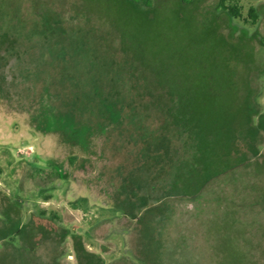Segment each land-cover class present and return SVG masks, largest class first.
Segmentation results:
<instances>
[{"label": "rangeland", "instance_id": "rangeland-1", "mask_svg": "<svg viewBox=\"0 0 264 264\" xmlns=\"http://www.w3.org/2000/svg\"><path fill=\"white\" fill-rule=\"evenodd\" d=\"M18 1L20 9H14L22 10L23 16L35 15L42 22L53 23L59 35L66 28V37H59L67 44L58 55L47 56V68L40 61L33 62L30 66L35 71L41 67L35 76L22 73L25 54L8 49L12 71L20 83L16 87L38 98L43 93L44 101L51 105L40 104L37 112L45 116L48 125L53 124L50 133L42 134L28 124L23 113L3 112L1 105L11 101L3 97L4 77L0 72V149L6 150L10 161L44 165L56 151V138L79 136L80 130L87 135L106 126L111 162L105 173L118 180L128 174L131 164L141 158L142 139L152 137L157 127L150 125L149 117L143 124L136 119L123 127L98 121L90 110L75 116L62 111L54 100L55 87L62 92L60 104L64 108L71 102L83 106L85 97L70 92L73 83L64 66L50 67L57 64L54 59L65 62L68 56L74 69L86 67L87 72L80 69L76 74L83 73L87 85H101L99 91L108 88L104 95L116 98L110 86L117 84L116 88L123 90L124 85L115 77L105 76L104 65L111 61L112 53L119 52L129 58L130 65L155 77L151 83L154 87L160 85L175 93V98L165 99L164 104L177 111L176 121L195 119L203 126L204 132L191 133L195 140L205 132L213 134L210 147L193 148L188 173L181 177L185 196H172L161 189L154 199L143 201L138 211L143 226L138 233L140 238L149 233V255H161L165 264H264V9L255 23L247 16L250 5L258 6L264 0H227V4L240 6L238 18L228 16L218 0ZM0 8L12 9L6 0ZM51 36H46L49 42ZM6 40L7 33L0 29V49ZM29 40L20 38L26 52L32 47L29 45H36ZM50 78L53 85L47 82ZM110 102L117 104L120 99ZM187 110L188 115L183 116ZM185 125L178 123L179 131L185 132ZM228 135L234 140H228ZM246 135L250 141L245 140ZM223 141L234 155L221 158L222 152L228 151ZM86 170H79V174L85 176L89 168ZM12 179L14 175L9 179L7 173L0 172V264H95L97 252L107 262L121 256L136 260V252L146 257L122 235L120 228L132 221L108 219L122 207L108 206L114 202L105 194L69 178V185L59 182L40 196L31 191L27 200L15 197ZM194 189L200 192L192 194ZM44 195L50 197L44 200ZM83 196H89L90 203L78 207L69 203L73 199L83 203ZM43 208L60 217L64 233L48 218L35 215ZM159 208L160 216L153 212L156 216L152 218L151 211Z\"/></svg>", "mask_w": 264, "mask_h": 264}, {"label": "trees", "instance_id": "trees-1", "mask_svg": "<svg viewBox=\"0 0 264 264\" xmlns=\"http://www.w3.org/2000/svg\"><path fill=\"white\" fill-rule=\"evenodd\" d=\"M3 1L4 0H0V4H2ZM6 1L8 7L11 6L12 9L9 8L8 10H3L0 8L4 11L1 12L0 10V29L5 30L7 33V40L0 49V72L4 77L2 92L5 96L3 97H7V99L11 101L9 104L6 103L8 107L25 112L28 124L33 129L42 134H48L53 130V124L48 125L45 116H42L37 112V107H40V104L44 107V104H46L47 101H44L45 98L43 97V93L40 94L38 98L37 94L32 95V93L26 91V89L16 87V85L20 83L16 74L12 71L8 49L9 47H13L17 53L25 54V57L21 60L23 65L22 73L25 76H35L37 71H41V67L35 71L30 65L35 61H40L44 68L46 67L45 61L49 54L58 55V52L63 48L64 43L67 44L64 39L62 41L59 37L60 35L66 37V28L62 30V33L59 35V31H55L53 23L47 21L42 22L35 15L30 16L29 14H26L23 16L22 10L14 9V7H18L17 4L21 5V2L18 0ZM226 2L227 0H218L217 3L223 8L228 16L233 18L241 17L240 6L236 3L227 4ZM262 6H264V3L261 2L258 6L250 5L248 7L247 16L250 19L249 22H256L258 15L261 14L262 9H264ZM23 19L26 20V23L22 22ZM32 31L34 33H32ZM54 33L56 35H54ZM49 35H52L51 42H49L46 37ZM21 37L24 39H30V44H36L35 46H33V44L29 45L32 46L29 48L32 51L28 49L29 52H26V46L24 47L20 45ZM57 37H59V41L56 40ZM85 46L88 49L91 48L88 43H85ZM94 50H96V48ZM37 51L42 53V55L38 57L35 56L34 54ZM118 53L119 52L112 53L111 61L104 65L106 71L105 76L110 78L115 77L116 82L123 83L124 85L123 90L116 88L117 84L110 86L109 89H111L112 93H115V96L117 95L116 98L109 93L106 94V96L104 95L103 92L108 90V88L104 91H99L97 87L101 88V85H87L84 81V74H76V71L80 69L86 71V67L80 66L74 69L72 67L71 58H68L67 56L65 62L60 59H54L57 61V64L50 67L59 65L60 67L64 66L67 70L66 74L69 77L68 79L73 83L71 90L69 89L70 92H80L85 97V104L80 106L78 103L71 102V106L64 108L60 104L62 102V96L60 93L62 92L59 91L57 87H55L57 95H55L54 100L56 101V104H58L57 108H61L62 111L65 110L66 113L69 114L74 113L73 116L78 115L79 113H86L85 111L90 110L92 113L90 114L98 121L103 122V120H107V122L111 124L115 123V125H121L123 127L130 123L133 124L136 119L140 120V123L143 124L149 117V120L152 123H150V125H155L157 130H152V137L150 135V137L142 139L143 152L141 151L140 153L141 158H139V161L131 164L128 169L129 172L127 171L128 174L121 175L119 180L117 177H109V174L107 175V173H105L107 168H109L108 161L111 162L109 160V147L106 143L107 138L110 137V133L106 130L107 127L104 126L105 128H103L101 126L96 130L89 131V134L87 135L81 133L82 130H80L79 136L72 134L70 137L62 136L56 138V151L53 153V156L49 158V162L46 163V166H39L24 160L19 161V165H15L12 170L14 175L12 182L16 188L14 195L15 197L27 198L28 200V195L31 191H36V195L40 196L43 192L58 186L57 179L60 175H63V177L67 179L73 178L77 184L86 185L88 188L101 192L105 194L106 197H109L111 201L114 202V205L109 204L108 206L122 207V210H120L119 213L121 212L123 215L131 216V218L137 215L136 234L138 236V242L141 244L139 250L141 249L146 254V257H148L147 259L136 252V254H134L136 260L127 256H121L118 259L107 262L102 260L101 253L97 252L94 257L95 264H150L149 261H152L153 259L154 261H152L151 264H165L162 261L161 255L151 256L146 250L149 248V233L146 232L145 238L139 237L140 235L138 231H140L141 226H143V220H141V213H138V211L143 207L142 205L145 199H154V196L160 193L161 189H166V193L171 194L172 196L186 195L182 190L181 177L188 173L186 171L188 164L191 162L190 159L192 158L193 148L196 146L198 147V145L206 148L208 146L210 147L211 144H213L212 140H210V138L212 139L213 134L205 132V135L202 136L201 139L199 138L198 141L195 140L191 133H196L199 130H203L204 132L203 126L195 119H193V121L192 119H188L185 123L176 121V117L174 116L177 114V111L164 104L165 99L175 98V93L165 88H161L160 85L159 87H154L151 83L156 81L155 77L151 74H146L144 71L141 72V68L130 65L129 58ZM34 64L35 63H33V65ZM69 65H71L73 70L68 68ZM29 67H31V69L26 70V68L29 69ZM23 75L20 74L21 78L24 77ZM12 78H14L13 82L11 80ZM47 82L53 85L51 78L50 81ZM106 87L109 86L106 85ZM91 93L94 95L92 96ZM124 94H126V98H123ZM0 96L2 95L0 94ZM113 99H120V102L117 104H111L110 100ZM48 104L50 103L47 102V105ZM244 108L248 109L250 107L245 105ZM97 110L103 111L104 113L97 115L95 113ZM137 111L138 113H136ZM188 112L189 111L187 110L184 114L182 113L183 116H187ZM179 113L181 112L179 111ZM65 115L70 117L68 114ZM179 119L182 118L179 117ZM178 123L187 125L188 128L185 125V129H183L185 132L179 131ZM109 130H111V128ZM227 139H233L232 135H228ZM250 139L251 137L246 135L245 140L250 141ZM224 141L223 145L221 143L222 146H226L224 145ZM228 146L225 147L228 151H223L221 158L235 154L233 150H229L230 148ZM61 149H63V151ZM78 152H83V154H78ZM70 154L72 155V158H69ZM92 158L98 160L93 162ZM0 160V172H2L5 162L10 159L0 155ZM87 168H89V173L85 176L79 174V170L87 171ZM178 190L180 191L179 193H177ZM192 192V194H198L200 190L194 189ZM188 195L191 196L190 192ZM49 197L50 196L44 195V198H46L44 200H47ZM139 197L143 200L138 201ZM27 200L26 202L28 203ZM69 203L75 207L83 206L84 204L87 205V199L83 197V203L77 202V200L75 201L74 199L70 200ZM158 211L162 212V208L156 209L155 211L152 210L150 215H152L153 212L157 213ZM118 214L110 216L108 219L115 220V217L118 216ZM35 215L42 218H48L49 221L59 225L64 233L60 217L56 213H47L43 208L39 209ZM156 215H158V217L160 216L159 213ZM155 216L152 215L151 217L155 218ZM99 223L100 221L96 222V224ZM144 227V229L147 228L146 225Z\"/></svg>", "mask_w": 264, "mask_h": 264}, {"label": "flooded vegetation", "instance_id": "flooded-vegetation-1", "mask_svg": "<svg viewBox=\"0 0 264 264\" xmlns=\"http://www.w3.org/2000/svg\"><path fill=\"white\" fill-rule=\"evenodd\" d=\"M2 109L4 110L3 112H6V113H14V112H18V113H23L25 116V112L23 111H20L19 109H14V108H11V107H8L7 105H1ZM0 155L4 156V157H8V159H10V155L6 153V150L5 149H0ZM11 160V159H10ZM10 160L6 161L5 162V165L3 166V171L2 173H7L9 179H11L12 175H13V172L12 170L14 169L15 165H19V161H17L16 163H12ZM45 164L44 165H39V166H46V163L49 162V158H46L44 160ZM36 164V163H34ZM37 165V164H36ZM61 183L62 184H67L69 185V179L63 177V175H60V177L57 179V183ZM102 195V194H101ZM104 195V194H103ZM106 196V195H104ZM103 196V197H104ZM87 199L88 203H90V197L89 196H83ZM100 206L102 205L101 203H99ZM123 218H128L129 220H132L131 224L129 223V225L127 226H122V228H120L122 230V235L125 237L126 240H128V243L130 242V245L132 244L134 247L137 246V248H140V245L139 242H138V236L136 234V226H137V215L132 217L131 216H128V215H123L121 212L118 214V216L115 217V220L116 221H121ZM118 224L122 225L121 222H119ZM154 261V259L152 260ZM152 261L150 260L149 263L151 264Z\"/></svg>", "mask_w": 264, "mask_h": 264}]
</instances>
